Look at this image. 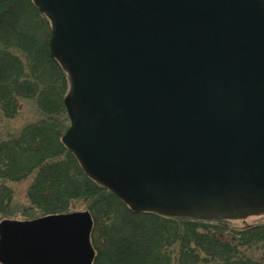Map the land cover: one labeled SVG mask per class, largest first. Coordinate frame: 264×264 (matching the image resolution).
<instances>
[{
	"label": "water",
	"instance_id": "1",
	"mask_svg": "<svg viewBox=\"0 0 264 264\" xmlns=\"http://www.w3.org/2000/svg\"><path fill=\"white\" fill-rule=\"evenodd\" d=\"M69 73L64 143L135 210L264 212V0H34ZM89 210L0 222L4 264H92Z\"/></svg>",
	"mask_w": 264,
	"mask_h": 264
},
{
	"label": "trees",
	"instance_id": "2",
	"mask_svg": "<svg viewBox=\"0 0 264 264\" xmlns=\"http://www.w3.org/2000/svg\"><path fill=\"white\" fill-rule=\"evenodd\" d=\"M51 33L34 0H0V109L13 118L32 99L43 113L0 140V222L14 200L7 181L27 179L28 199L42 215L81 203L90 210L92 264H264V220L233 227L229 218L138 211L87 174L63 141L71 82L51 52Z\"/></svg>",
	"mask_w": 264,
	"mask_h": 264
},
{
	"label": "rangeland",
	"instance_id": "3",
	"mask_svg": "<svg viewBox=\"0 0 264 264\" xmlns=\"http://www.w3.org/2000/svg\"><path fill=\"white\" fill-rule=\"evenodd\" d=\"M43 113L39 109L35 100H23L20 113L13 118L6 117L0 109V140H6L16 136L20 133L22 128L33 121L42 117ZM14 188V200L9 213L2 216L3 220L6 218L11 219H32L42 216L41 211L34 207L28 199L27 191L30 185V180L22 181H7ZM75 210H88L84 203L78 204ZM90 211V210H89ZM264 220V212L249 214L240 219H233L230 221L231 226L242 227L248 223H255Z\"/></svg>",
	"mask_w": 264,
	"mask_h": 264
}]
</instances>
